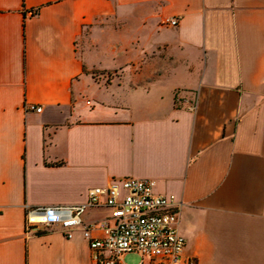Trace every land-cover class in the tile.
I'll list each match as a JSON object with an SVG mask.
<instances>
[{
    "label": "crops",
    "instance_id": "crops-1",
    "mask_svg": "<svg viewBox=\"0 0 264 264\" xmlns=\"http://www.w3.org/2000/svg\"><path fill=\"white\" fill-rule=\"evenodd\" d=\"M127 177L174 198L182 264H264V0H0V264H93L28 211Z\"/></svg>",
    "mask_w": 264,
    "mask_h": 264
},
{
    "label": "built area",
    "instance_id": "built-area-1",
    "mask_svg": "<svg viewBox=\"0 0 264 264\" xmlns=\"http://www.w3.org/2000/svg\"><path fill=\"white\" fill-rule=\"evenodd\" d=\"M166 24L176 26L178 18L166 19ZM41 111V106L28 105ZM156 182L148 178L127 177L107 186L92 187L84 204L43 206L28 211V227L35 222L33 215L46 224L60 223L68 237L78 227L83 228L89 241L93 264H129L124 261L128 253H138L144 258L158 259L166 264H182L185 237L178 229V211L174 198L155 193ZM124 191L121 197L120 191ZM107 206L110 217L85 225L84 212L94 206ZM100 229L101 236L92 230ZM188 264H196L190 260Z\"/></svg>",
    "mask_w": 264,
    "mask_h": 264
},
{
    "label": "rangeland",
    "instance_id": "rangeland-1",
    "mask_svg": "<svg viewBox=\"0 0 264 264\" xmlns=\"http://www.w3.org/2000/svg\"><path fill=\"white\" fill-rule=\"evenodd\" d=\"M141 260V256L138 253H128L124 256V261L129 264L138 263Z\"/></svg>",
    "mask_w": 264,
    "mask_h": 264
}]
</instances>
